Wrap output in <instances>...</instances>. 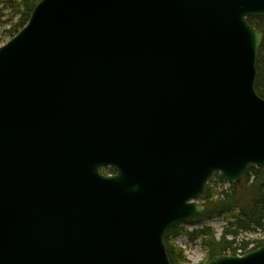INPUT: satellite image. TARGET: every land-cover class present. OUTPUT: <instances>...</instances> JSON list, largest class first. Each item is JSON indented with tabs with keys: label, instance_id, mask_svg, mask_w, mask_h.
<instances>
[{
	"label": "water",
	"instance_id": "95a60500",
	"mask_svg": "<svg viewBox=\"0 0 264 264\" xmlns=\"http://www.w3.org/2000/svg\"><path fill=\"white\" fill-rule=\"evenodd\" d=\"M251 16L264 0H40L0 46V264H172L210 180L264 167Z\"/></svg>",
	"mask_w": 264,
	"mask_h": 264
},
{
	"label": "trees",
	"instance_id": "16d2710c",
	"mask_svg": "<svg viewBox=\"0 0 264 264\" xmlns=\"http://www.w3.org/2000/svg\"><path fill=\"white\" fill-rule=\"evenodd\" d=\"M39 1L0 0V26L6 27L0 42L4 44L18 34L28 23ZM248 21L264 33V16H251ZM255 87L257 93L264 98V39L257 60ZM103 172H113V169L105 168ZM221 182H226L221 174H216L210 180L202 198L204 213L187 222L221 219L224 225L220 237H217L215 229L208 225L192 230L186 229L184 224L172 226L165 235L172 264H183L187 261L184 249L175 243L179 236H186L191 242L200 241L207 254L206 262L216 255L243 254L264 245V167H251L239 184L229 188H219L218 184ZM249 231L261 232L263 238H242L239 241L240 235Z\"/></svg>",
	"mask_w": 264,
	"mask_h": 264
},
{
	"label": "rangeland",
	"instance_id": "374dc122",
	"mask_svg": "<svg viewBox=\"0 0 264 264\" xmlns=\"http://www.w3.org/2000/svg\"><path fill=\"white\" fill-rule=\"evenodd\" d=\"M6 27L0 26V39L2 40L3 38V31L5 30ZM3 45V42H0V46ZM231 185L228 182H221L218 184V187H224V188H229ZM212 226L215 231H216V236L220 237L221 232H222V227L224 225L223 220L221 219H211V220H198L192 223H187L184 224V227L188 230H192L201 226ZM253 239V238H263V233L261 232H255V231H249L247 233H243L239 237V241L241 239ZM175 243H177L181 248L184 249L185 255L187 257V261L183 264H204L206 263L207 260V254L205 250L201 247L200 241L197 242H191L186 236H179L178 238L175 239Z\"/></svg>",
	"mask_w": 264,
	"mask_h": 264
}]
</instances>
